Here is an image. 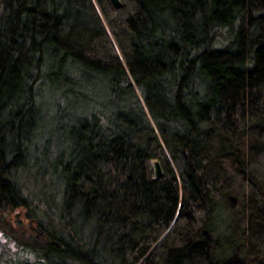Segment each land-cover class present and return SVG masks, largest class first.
Masks as SVG:
<instances>
[{
    "label": "trees",
    "instance_id": "16d2710c",
    "mask_svg": "<svg viewBox=\"0 0 264 264\" xmlns=\"http://www.w3.org/2000/svg\"><path fill=\"white\" fill-rule=\"evenodd\" d=\"M120 1L0 0V229L23 264H264V0Z\"/></svg>",
    "mask_w": 264,
    "mask_h": 264
},
{
    "label": "rangeland",
    "instance_id": "374dc122",
    "mask_svg": "<svg viewBox=\"0 0 264 264\" xmlns=\"http://www.w3.org/2000/svg\"><path fill=\"white\" fill-rule=\"evenodd\" d=\"M104 84L101 83H95L93 82L90 86L84 87V91L88 94L92 93L96 95V99H99L98 97H104ZM84 92V93H85ZM85 93V94H86ZM58 122L55 120H50L45 122V130L43 136L46 139H49V145L50 147H55L56 144L62 143L66 137L67 128L63 127L61 130H57L58 128ZM18 216L21 214L19 211H13L12 214L7 215L10 218H5L10 224L14 225V217L16 215ZM17 216V217H18ZM22 222L21 224L26 226V224L29 222L27 218L24 217V213L22 212ZM32 225L30 228L33 229ZM27 227V226H26ZM10 233L7 231H3L0 229V264H23L26 261H31V257L28 255H25V252H22L21 247L18 246V243L14 241V239L8 238Z\"/></svg>",
    "mask_w": 264,
    "mask_h": 264
},
{
    "label": "water",
    "instance_id": "95a60500",
    "mask_svg": "<svg viewBox=\"0 0 264 264\" xmlns=\"http://www.w3.org/2000/svg\"><path fill=\"white\" fill-rule=\"evenodd\" d=\"M110 1H111V3L113 4V6H114L115 8H119V7L122 6V2H121L120 0H110ZM153 167H154V170H155V175H156V177H157V178H158V177H161L162 174H163V171H162V168H161V165H160L159 161L154 160V161H153ZM17 216H18V214L16 215V217H17ZM28 223L30 224V223H32V221L29 220ZM36 231H37L38 233H40V230H39V229H36Z\"/></svg>",
    "mask_w": 264,
    "mask_h": 264
},
{
    "label": "flooded vegetation",
    "instance_id": "af4514ba",
    "mask_svg": "<svg viewBox=\"0 0 264 264\" xmlns=\"http://www.w3.org/2000/svg\"><path fill=\"white\" fill-rule=\"evenodd\" d=\"M7 218H10V217H7ZM26 218V217H25ZM14 223L15 224H18V223H21L23 220H22V216L21 214L18 216V217H14ZM31 225V224H30ZM30 225L26 224L27 227H29Z\"/></svg>",
    "mask_w": 264,
    "mask_h": 264
}]
</instances>
